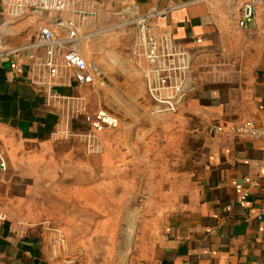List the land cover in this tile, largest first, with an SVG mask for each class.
Segmentation results:
<instances>
[{
    "label": "crops",
    "instance_id": "crops-1",
    "mask_svg": "<svg viewBox=\"0 0 264 264\" xmlns=\"http://www.w3.org/2000/svg\"><path fill=\"white\" fill-rule=\"evenodd\" d=\"M241 1L67 0L63 11L14 14L0 0V264H120L131 231L136 264H264V138L236 132L264 117V5L248 43ZM125 4L149 15L172 63L188 58L185 78L168 81L181 88L175 111L158 101L168 88ZM42 26L56 36V64L67 49L89 60L100 47L102 82L59 66L48 86ZM75 97L120 121L97 133L94 153L83 115L69 113Z\"/></svg>",
    "mask_w": 264,
    "mask_h": 264
},
{
    "label": "built area",
    "instance_id": "built-area-1",
    "mask_svg": "<svg viewBox=\"0 0 264 264\" xmlns=\"http://www.w3.org/2000/svg\"><path fill=\"white\" fill-rule=\"evenodd\" d=\"M11 3L10 9L14 14L24 13L26 11H63L66 6L67 0H9ZM264 0H242L240 5V12L238 23L243 29L245 39L248 43H253L257 37V31L255 26L251 24L252 18L257 11L263 9ZM121 13L125 16V21L133 22L136 25V38L141 45L143 59L145 63L150 67L151 71L158 77V83L162 87H167L168 91L164 97L158 99V101L166 104L170 111L176 109V99L180 95V85H169L168 81L171 77L183 80L189 68V61L185 54H181L178 57L176 63H172V59L169 58L165 51L158 45L152 36V29L148 22L149 15L139 12L136 5L125 4L121 7ZM58 23L62 21L58 20ZM1 28H0V55L4 54L2 40H1ZM40 39L39 44L46 45L48 58L46 60V66L48 67L46 81L50 86L56 75V67L65 66L73 69V75L75 79L82 84H88L92 82H102L103 73L100 65L103 59L102 50L100 47L92 50V54L89 60H85L83 56L75 49H67L60 54L58 63L53 62V51L57 44L56 36L54 32L48 26H42L39 29ZM71 35H74L76 40L79 39L76 31H71ZM14 67L15 64H12ZM51 95V93H50ZM68 110L74 115H83V123L86 126V130L81 132L80 137L83 138L86 150L89 153H94L96 147L97 133L104 129H115L119 126L120 121L117 116L109 113L105 110H97L90 112L82 97H75L74 104L68 103ZM61 134L63 136L69 133L68 123L62 122ZM236 132L247 137L252 138H264V117L259 120L258 123L254 121H246L236 128ZM260 163L264 166V155L262 156ZM5 161L0 152V169H5ZM249 178H245L244 182H249ZM243 183L237 184V187L241 189ZM249 200V194L246 189H243L237 198V203L241 206H245L246 201ZM229 208V206H227ZM259 218L262 217L261 213H257Z\"/></svg>",
    "mask_w": 264,
    "mask_h": 264
},
{
    "label": "rangeland",
    "instance_id": "rangeland-1",
    "mask_svg": "<svg viewBox=\"0 0 264 264\" xmlns=\"http://www.w3.org/2000/svg\"><path fill=\"white\" fill-rule=\"evenodd\" d=\"M128 222H135V221H133L131 219ZM130 234H129V232H127L126 233L127 237L125 238V246L126 247L124 249L126 250V257H127V259H119L120 262H121L120 264H122V263H124V264H136V262H137L136 259H135L136 249H135V246H134L135 231H131ZM121 250H123V247H122ZM112 260H113L112 264H118L117 263L118 259H112Z\"/></svg>",
    "mask_w": 264,
    "mask_h": 264
}]
</instances>
